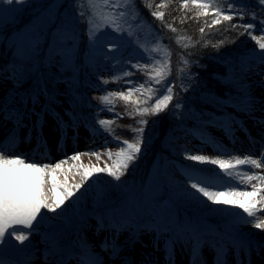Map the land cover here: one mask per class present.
<instances>
[{
	"label": "rangeland",
	"instance_id": "1",
	"mask_svg": "<svg viewBox=\"0 0 264 264\" xmlns=\"http://www.w3.org/2000/svg\"><path fill=\"white\" fill-rule=\"evenodd\" d=\"M51 10L53 11L52 8ZM110 35L113 33L102 29L97 33L98 39L93 42L89 40L88 32L86 63L91 69L84 92L81 88H76L72 69L64 68L62 71H48L40 75L42 72L32 61L34 49L30 36L18 40L15 47L18 53L12 60L21 65L34 66L27 75H40H36L39 87L28 100L22 97L9 98L8 94L13 91L12 84L18 69L0 73V106L6 109L0 111V144L21 156L26 163L54 164L67 159L66 169L77 163L97 167L111 165L114 157L107 156V149L115 153L119 146L108 133L102 129L97 130L100 128L97 120H111L107 110H103L105 105L97 98L105 95L106 91L124 89L127 91V88L134 84L127 83L129 79L124 75L126 64L123 56H119L122 51L120 47L117 52L106 48L110 42H117L114 37L107 38ZM114 36L129 43L134 38L119 34ZM102 40L105 43L100 45L99 42ZM71 45L72 52L79 48L77 45ZM100 48H104L107 57L98 55ZM72 52H69V66ZM245 58L261 60L258 47L248 52ZM259 63L260 66L250 73L252 77L248 78L249 86L243 90L247 92L248 97L236 100L239 101L238 105L245 108L244 112L235 117L236 119L230 118L225 129L223 125L215 123L206 132L185 131L183 136L179 137L184 142L179 143L175 150L183 149L184 153H187L185 157L189 155L216 157L220 153L240 157L247 154L252 155L254 159L260 157L261 151L258 152L256 147L264 148V123H261L264 122V112H259L264 101V63L261 61ZM42 76L48 79L47 86H43ZM112 77L120 79L112 81ZM56 79L60 80L57 82ZM103 79L112 82L104 85ZM46 87L49 92L46 91ZM15 113H19L21 117L19 121ZM7 116L11 118H5ZM61 123L65 125L63 131ZM77 152L84 154L80 162L68 159ZM91 152L101 153L99 159L94 155H88ZM222 158L227 159L229 156L225 155ZM193 163L195 162L169 163L165 168V175L161 176V184L158 177L157 181L150 180L144 186L156 195L162 194L165 187L166 196L147 198L131 190L118 216L112 215L111 209L101 207L105 206V199H109L103 192L109 195L117 190L113 180H105L107 173L94 172L93 177L84 182V188L57 210L59 214L48 213L29 241L21 245L13 238V245H3L0 259L5 264H81L82 257L87 251L99 261V264H146L150 261L155 264H168L167 243L173 251L174 264H189L194 234L212 242L227 232L231 234L236 244L235 254L229 251L228 264H237V261L247 264L245 250L249 246L256 249L258 245L264 244V232L244 224L242 219L235 215L237 210L223 205H212L211 202H206V198L194 195V190L190 188V181L186 177L189 165ZM239 170L248 172L249 168L241 166ZM252 171L264 172V169ZM57 179L66 180L69 186L80 183L83 180V169L72 168L63 174L58 172ZM102 181L104 183L101 186ZM99 186L102 189L99 190ZM48 188H51L50 178ZM239 190L250 191L251 188L240 187ZM55 194L63 196L64 191L58 188ZM134 197H137L141 205L144 201L142 210L136 211L133 202H130ZM76 201L79 202L77 207ZM83 205L89 208L90 214L87 216L81 212ZM76 210L80 213L78 217L73 214ZM68 220L73 221L77 229L72 241L65 247L61 239V234L66 233L65 229L56 228L53 224L55 222L65 225ZM217 220L221 221L220 224ZM96 231H101V236H96ZM131 238L133 239L130 240ZM106 240L108 246L104 248L102 245ZM53 243L56 245L54 255ZM113 243L119 248L118 256L112 254ZM261 255H264V249L261 250ZM251 261L252 264H264V261L255 255V251L252 253ZM203 262L213 264V253L207 244L203 248Z\"/></svg>",
	"mask_w": 264,
	"mask_h": 264
},
{
	"label": "trees",
	"instance_id": "2",
	"mask_svg": "<svg viewBox=\"0 0 264 264\" xmlns=\"http://www.w3.org/2000/svg\"><path fill=\"white\" fill-rule=\"evenodd\" d=\"M155 6L161 3V0H150ZM253 10L259 12V8H255V0H244ZM182 0H170L167 7L160 10L165 12V22L172 23L177 29L175 33L165 28L159 20L152 17L150 10L136 0V6L140 19L138 21H130L133 23L132 31L136 35L132 42L122 41L115 38L119 42L122 50L119 56H123L126 64V72H131V76H126L134 85L145 84V88L149 85L145 83L147 76L143 72H138L132 67L136 64H150L153 60H161V55L152 51L157 46H167L171 51L172 76L169 80H173L178 86L174 89L175 98L168 109L162 111L159 115H147L143 117L148 121L144 125L145 144L138 160L134 165L130 166L127 173L116 181L113 177L106 174L105 180H113L115 190L111 194L103 192L105 199V208L111 209V214L118 216L122 212V208L126 204L128 193L131 190L139 192L141 196L151 198V196H166V189L163 187V193L160 195L152 194L151 190L145 189L146 182L157 181L160 177L162 183L165 168L173 161L190 162L186 159L183 149L175 150L179 143L184 142L180 139L187 130L194 132H206L209 127L217 123L223 125L224 129L230 118L244 112L245 108L238 105V99L247 98L245 87L249 86V76L253 69L260 66L257 59H246L247 53L257 46L247 34L240 36L239 32L243 29L224 31V28H230L228 22L221 25L213 26L210 30L205 27V35L202 37L199 28L205 26V21L211 22L213 18L211 10L208 16H197V9L190 5L191 10H181ZM53 9V11L51 10ZM202 11V10H200ZM84 12L86 16L91 15V11L87 8V0H25L23 4H13L11 6L5 4L4 11L0 12V73L13 72L18 69L12 84L13 91L9 92L8 97H22L28 100L37 88L38 76L53 72L62 71L64 68L73 70V80L76 88H81L84 92L88 84L89 70L91 69L86 63L88 56V27L84 19H80V13ZM184 19V23H180ZM258 20H264V16H258ZM232 21L231 23H238ZM250 22L246 16L242 23ZM259 27V24H257ZM136 31V32H135ZM261 32L255 31V34ZM262 34V33H261ZM26 36H30L31 44L34 49L32 61L38 70L42 72L40 75H27L34 66L27 64L21 65L12 60L18 53L15 49L18 40H22ZM191 37V41L184 39L181 43H191L200 41L195 48L189 47L183 49L175 43V37ZM224 43L220 47H213ZM103 42V43H102ZM99 44L103 45L102 40ZM207 42L208 46L203 44ZM71 44L79 47L77 50L71 51ZM69 52L73 53L70 58ZM108 53H110L108 51ZM99 56L107 57L104 48H100ZM187 56L190 63L186 66V72H190V76L181 75L179 69L185 68V65L178 63L182 56ZM65 63V64H64ZM38 75V76H36ZM43 86L48 85V79L42 76ZM57 82L60 79H56ZM186 88L187 91H181L180 88ZM75 88V92H76ZM46 91L49 89L46 87ZM116 91V90H112ZM125 91V89L123 90ZM126 92V91H125ZM148 93H134L132 101L125 102L119 98L114 99V110L107 112L111 116V120L116 119V123L111 125L115 129L114 135L122 139L131 140L133 133L128 126H138L141 119L139 115L135 118L127 115L137 105L134 101L139 98L141 101L147 99ZM179 102L180 107L174 108L173 105ZM154 100L148 101V104L141 103L139 107L151 106ZM259 108V106H258ZM259 112H264V101L259 108ZM117 114H123L117 119ZM235 118V119H236ZM114 161L112 162V164ZM104 181L101 182V186ZM99 186V190L102 189ZM102 198V196H101ZM100 198V200H101ZM155 199V197H154ZM76 207L79 202L76 201ZM133 202L135 210H142L144 201H137L134 197ZM82 207L81 212L85 216L89 215V208ZM147 208V207H146ZM73 214L78 217V210ZM220 220L217 223L220 224ZM56 228H64L66 233L61 234L64 246L67 247L72 241L76 233V224L73 221L67 222L65 225H59L54 222Z\"/></svg>",
	"mask_w": 264,
	"mask_h": 264
},
{
	"label": "snow or ice",
	"instance_id": "3",
	"mask_svg": "<svg viewBox=\"0 0 264 264\" xmlns=\"http://www.w3.org/2000/svg\"><path fill=\"white\" fill-rule=\"evenodd\" d=\"M168 2L170 0H161V3L154 6L150 0H140V3L150 10L152 17L175 33L177 29L173 27L172 23L165 22V12L160 10L167 7ZM17 3L23 4L25 0H0V12L4 11L5 4L11 6ZM190 5L198 10L197 16H208L209 10H211L213 16L211 22L205 21V26L199 28L202 37L205 35V27L210 30L213 26L228 22L230 28L226 27L224 31L242 28L243 31L239 32L238 35L247 34L255 42L260 50L261 62L264 63V20L257 19L258 16H264V0H255L254 7L259 8V12L253 10V7L245 3L244 0H182L181 10H191ZM87 8L91 11V15L86 16L84 12H81L80 19L86 21L90 41H96L98 39L97 33L101 32L102 29L113 34L133 38V23L130 21L134 22L140 19L136 0H87ZM246 16L250 22L242 23ZM234 20L239 22L231 23ZM184 22L185 20L181 19L180 23ZM257 24H259V27H257ZM255 31L261 32L262 35H254ZM174 39L177 46L183 49L195 48L200 43L199 40L191 43H181L184 39L191 41V37L176 36ZM223 43L224 41H220L219 44L213 45V47H220ZM203 46L207 47V42ZM119 47L120 45L115 41L106 45V48L113 52H117ZM152 51L160 54L161 60H153L150 64L132 65L138 72L145 73L147 76L145 83L149 85L148 88H145V84L142 83L128 87L126 92L106 91L105 95L97 98L105 105L103 110L112 111L114 110L113 98L128 102L132 101L134 93H148L146 100L141 101L137 98L134 101L137 106L132 111L127 112L130 117L135 118L136 115L141 117L137 122L138 126H128L133 133L131 140L114 135L115 129L111 125L116 123V119H99L96 121L100 126L97 130L102 129L109 134L112 140L118 142V151L115 153L111 149H107V141L105 142L107 156L109 158L114 157L113 164L97 167L77 163L66 169L67 159L54 164L26 163L21 156L12 153L10 149L0 144V250H2L3 245H13V238L14 241H19L21 245L25 241H29L30 236L35 233L40 223L48 216V213H57V210L61 209L67 200L84 188V182L90 180L94 172L107 173L116 181H119L127 173L129 167L138 160L145 144L143 126L148 123L143 117L159 115L162 111L168 109L169 104L175 98L174 89L178 87L173 80L168 79L169 76H172L171 51L166 45L157 46ZM178 63L185 65V68L179 69L180 74L190 76L191 73L186 72V66L190 63L187 56H182ZM124 75L131 76L132 73L126 72ZM119 79V77H112V81H118ZM112 81L103 79L102 84L107 85ZM127 83L132 84L130 80ZM180 90L187 91L183 87ZM41 94H43V90H41ZM151 100H154V103L150 107H139L141 103L148 104V101ZM173 107L179 108V102L174 104ZM0 111H6V109L0 106ZM122 115L117 114V119L121 118ZM15 116L18 121L21 119L19 113H15ZM5 118H11V116ZM64 127L65 125L61 123L62 131ZM12 135L14 139V133ZM82 155L84 154L77 152L68 159L80 162ZM88 155H94L99 159L101 153L91 152ZM225 155L229 158H222ZM186 159L195 162L189 165V170L186 172V177L190 181L189 186L194 190V195L206 198V202H211L212 205H223L237 210L235 215L239 216L244 224L264 232V172L252 171L253 169H264V163H262L264 161V148L260 152V157L256 159L252 155L246 154L240 157L229 153H220L216 157L189 155ZM241 166H248L249 171H240ZM72 168L83 169V180L80 183L69 186L66 180L57 179L58 172L63 174L65 171H71ZM49 178L51 188H48ZM253 181L259 183H252ZM240 187L251 188V190L241 191L239 190ZM58 188L63 189V196L55 194ZM50 193L55 195H50ZM192 239L189 264H204L203 248L206 244L213 253V264H228L229 251L231 250L235 254L236 244L231 234L227 232L221 234L219 239L212 242L202 239L198 234H194ZM107 246L108 241L106 240L102 247L107 248ZM262 249H264V244L258 245L256 249L249 246L244 252L247 264H252L253 251L259 259L264 261V255H261ZM111 251L114 256L119 255V248L115 243L112 244ZM55 253L56 245L53 243L52 254ZM172 256L173 251L166 243L168 264H174ZM0 264H5V262L0 259ZM81 264H99V261L85 251ZM237 264H244V262L237 261Z\"/></svg>",
	"mask_w": 264,
	"mask_h": 264
},
{
	"label": "bare ground",
	"instance_id": "4",
	"mask_svg": "<svg viewBox=\"0 0 264 264\" xmlns=\"http://www.w3.org/2000/svg\"><path fill=\"white\" fill-rule=\"evenodd\" d=\"M262 148H263V147H261V146H257V147H256V150L259 152V151L262 150ZM95 235L98 236V237L101 236V231H96V232H95ZM132 239H133V238H131L130 240H132ZM146 264H155V263H154L153 261H150V262H148V263H146Z\"/></svg>",
	"mask_w": 264,
	"mask_h": 264
}]
</instances>
